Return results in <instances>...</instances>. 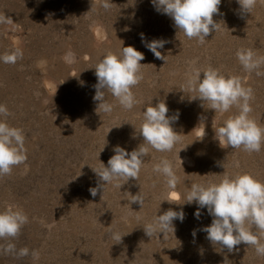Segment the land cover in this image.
I'll return each mask as SVG.
<instances>
[{
  "label": "rangeland",
  "instance_id": "1",
  "mask_svg": "<svg viewBox=\"0 0 264 264\" xmlns=\"http://www.w3.org/2000/svg\"><path fill=\"white\" fill-rule=\"evenodd\" d=\"M110 2L105 11L99 0H0V11L18 25L15 33L0 25V56L17 46L23 50L15 64L0 61V104L10 113L7 122L23 130L27 149L26 162L0 177V211L9 205L24 210L29 222L11 242L17 251L30 250L24 257L0 252V264H222L225 256L232 264H264L254 246L241 243L229 253L213 245L203 231L212 222L207 208L197 218V204L185 202L193 183L219 182L225 174L250 172L264 182V145L252 153L220 147L215 129L239 108L215 113L183 87L195 68L212 66L239 76L254 91L250 116L264 126V74L257 75L264 67L249 73L236 55L240 48L264 55V2L257 0L251 13L242 14L237 0H221V15L213 16L219 27L204 44L188 39L152 0ZM160 38L167 41L158 49L165 60L146 46ZM127 46L144 55L143 80L132 89L139 103L125 110L106 90L114 107L105 114L93 100L94 68L109 50ZM69 49L76 53L75 64L63 59ZM162 99L169 116L179 111L173 128L180 141L171 152L150 148L138 180L129 179L120 189L107 184L91 196L98 180L93 169L100 162L107 166L115 146L131 152L143 143L138 133L143 111ZM201 122L209 135L202 140ZM161 157L180 177L175 190L152 170ZM139 191L146 197L141 209L127 193ZM181 208L185 217L173 222L174 233L145 235L143 226L156 213ZM117 231L124 235L119 243L112 238ZM259 235L264 242V233ZM32 251L39 252L38 259Z\"/></svg>",
  "mask_w": 264,
  "mask_h": 264
},
{
  "label": "clouds",
  "instance_id": "2",
  "mask_svg": "<svg viewBox=\"0 0 264 264\" xmlns=\"http://www.w3.org/2000/svg\"><path fill=\"white\" fill-rule=\"evenodd\" d=\"M237 2L242 14L251 13L257 4V0H237ZM152 3L158 12L169 16L174 21L175 27L188 39H196L200 44H204L207 41L206 37L219 27L220 23L215 22L213 16L221 15L219 10L221 0H152ZM112 5L110 0H99V6L105 11ZM0 25L7 26V30L13 33L18 30V25L2 11H0ZM166 42L163 38L153 39L146 46L157 59L165 60L158 49H162ZM236 55L240 64L249 73L264 67V55H259L252 48H240ZM22 58L23 50L17 46L0 56V61L15 64ZM63 59L70 65L77 62L76 53L71 49L66 52ZM142 60H144L143 53L133 46H127L122 47V51L118 53L109 50L96 65L94 69L97 83L94 86L93 100L99 102L97 108L103 113H111L114 107L105 99L106 90L125 110H131L139 103L132 89L143 80L140 63ZM262 74L264 73L257 71V75ZM183 87L197 94L192 99L208 102L209 109L214 110L215 113H227L233 106L239 108L237 115L230 116L223 126L215 129L220 147L242 148L248 153L261 151L264 145V126L250 116L253 111L250 102L254 99V91L251 86H244L239 76L226 74L212 66L205 69L195 68ZM56 90L57 86L55 92ZM168 112L164 99L143 111V122L138 131L143 137V143L131 152L119 145L114 147V155L107 161V166L100 162V167L93 169L98 180L97 186L89 189L91 196L95 197L101 189L104 191L107 184L120 189L129 179L138 180L150 148L161 153L172 151L181 139V134L173 128V124L179 119V111L177 110L172 116H169ZM9 115L6 105L0 104V117H3L0 119V177L10 175L15 166L24 164L27 160L23 130L7 122L6 118ZM199 125L201 126L199 139L202 140L206 134L205 125L203 122ZM179 160L182 168V161L180 158ZM152 170L165 177V183L170 189L175 190L181 182L173 163L167 157H161ZM127 193L130 203L139 204L140 209L144 207L145 194L140 191L135 195ZM185 202L197 204V211L194 213L197 218L200 216V209L207 208L212 222L203 231L207 233L206 238L213 245H219L221 249L226 248L231 253L237 245L245 243L254 246L257 255L264 256V242L259 235L264 233V182L250 172L234 177L225 174L219 182L193 183ZM184 217L182 208L179 211L168 209L162 215L156 213L151 222L143 226L144 233L150 238L157 237L158 233L164 235L168 232L174 233L173 222L175 220L182 222ZM28 222L27 214L18 206L9 205L5 210L0 211V240L8 241L6 245H0V252L15 254L18 257L29 254L30 250L27 247L17 251L16 245L11 242L18 237L21 229ZM123 236L118 231L112 233V238L117 243ZM31 255L34 259L39 258L38 251H32ZM222 264H232V262L225 256Z\"/></svg>",
  "mask_w": 264,
  "mask_h": 264
},
{
  "label": "water",
  "instance_id": "3",
  "mask_svg": "<svg viewBox=\"0 0 264 264\" xmlns=\"http://www.w3.org/2000/svg\"><path fill=\"white\" fill-rule=\"evenodd\" d=\"M208 136H209L208 134H205V136H204V137L206 138V137H208Z\"/></svg>",
  "mask_w": 264,
  "mask_h": 264
}]
</instances>
